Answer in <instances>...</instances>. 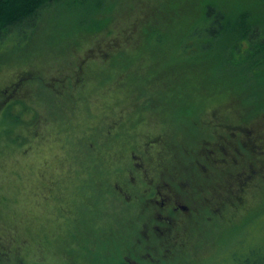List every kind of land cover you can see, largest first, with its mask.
Here are the masks:
<instances>
[{
    "label": "flooded vegetation",
    "instance_id": "1",
    "mask_svg": "<svg viewBox=\"0 0 264 264\" xmlns=\"http://www.w3.org/2000/svg\"><path fill=\"white\" fill-rule=\"evenodd\" d=\"M27 17L0 37V130L21 138L26 171L42 189L89 173L103 198L128 213L114 232L134 256L128 264H192L239 218L264 209V104L254 93L223 95L217 79L190 81L194 68L162 51L123 58L112 88H96L94 63L104 72L113 65L99 53L59 56L47 73L52 50L40 52L31 35L41 19L31 28ZM93 89L105 104L90 103ZM14 223L0 226L8 229L1 264L30 249L28 229ZM20 234L28 243L21 252Z\"/></svg>",
    "mask_w": 264,
    "mask_h": 264
},
{
    "label": "trees",
    "instance_id": "2",
    "mask_svg": "<svg viewBox=\"0 0 264 264\" xmlns=\"http://www.w3.org/2000/svg\"><path fill=\"white\" fill-rule=\"evenodd\" d=\"M65 1L0 0V37L14 30L26 16L33 28L38 17H46L49 11ZM69 1L71 9L78 13L91 9L87 17L76 16L67 23L73 31V43L77 46L83 40H99L103 36L111 40L112 53L100 56L112 60L114 77L120 75L123 58L151 57L162 51L165 56L185 60L194 68L190 72V81L197 78L214 82L217 79L223 95L230 91L233 96L249 98L247 94L254 93L256 103L264 104V0ZM116 38L120 39L119 43L112 41ZM119 44L122 46L117 49ZM105 74L100 71L96 76ZM250 82L255 88L248 92L246 88ZM8 135L4 139L8 143L6 146L19 148L21 138L16 136L14 139L11 132ZM39 187L40 193L42 187ZM71 187L73 183L67 180L55 188L56 195L52 199L36 195L34 200L40 205L37 207L39 217L28 211L31 214L29 221L35 224V229L28 230L29 242L33 245L29 251L35 252L34 246L39 244L42 250L36 251L37 258L30 254L16 257L14 264H128L126 258H134L121 249L123 240L114 232L101 233L95 227L93 219L103 216L101 209L110 204L93 182L81 188L79 194L82 193L83 198L77 193L72 194ZM3 201L0 194V203ZM12 213L13 209L6 211L0 207V226ZM42 214H47L44 223L41 222ZM14 224L17 229V222ZM217 251L216 243L200 258L208 255L203 261L210 264L217 258L209 256H214ZM246 252L243 256L233 252L232 248L225 255H229L228 259L234 264H264V244Z\"/></svg>",
    "mask_w": 264,
    "mask_h": 264
},
{
    "label": "rangeland",
    "instance_id": "3",
    "mask_svg": "<svg viewBox=\"0 0 264 264\" xmlns=\"http://www.w3.org/2000/svg\"><path fill=\"white\" fill-rule=\"evenodd\" d=\"M91 8L93 6L90 5ZM89 9H86V11H83L82 13H78L77 11H73L71 9V1L66 0L59 6H56L51 11H49L48 15L46 17L41 18V25L39 27H34L32 29L31 35L32 40L37 41V45L40 47V52L45 51L46 48L49 47V50H52L51 53L48 55L53 60H51L50 65H46L47 67V73H54V68L57 67V65L60 63V61H56L57 58L60 59L59 56L63 58V61L67 59L72 58H78V59H85L86 57H94V54L102 55V54H108L112 53L111 49V40L105 39V36H103L99 40H83L79 45H75L74 40H72V29H69L67 23L72 18H76V16L79 18L87 17L89 13ZM91 10V9H90ZM78 18V19H79ZM120 37V36H118ZM125 37V35H124ZM109 40V41H108ZM118 38H116L114 43H119ZM97 44L96 46L93 44ZM102 43V44H98ZM102 45V46H100ZM122 46V44H119L117 46V49H119ZM102 51V52H101ZM124 52V50H121ZM101 52V53H100ZM49 59V58H48ZM56 61V62H54ZM62 67V66H61ZM94 72H100L101 64L98 62L94 63ZM110 67V66H109ZM52 68V69H48ZM113 66L109 69L108 72L105 75L96 76L98 78V81L96 83L97 89H105L112 88L115 86V84L119 81V76L114 78L115 69ZM50 71V72H49ZM114 78V79H113ZM117 80V81H116ZM109 85V86H108ZM254 84L249 83L246 90L250 92L251 90H254ZM116 94V93H113ZM88 99L90 100L91 104L100 105L106 103V98L103 97L101 92L96 89H93V91H90L88 93ZM64 115V110L62 111ZM1 126L3 123H6L5 119H0ZM51 125V123H49ZM15 126V133H17L20 129H22V124H19L17 121L14 122ZM61 129V128H60ZM66 129V128H64ZM80 132H86L85 128L81 130ZM18 132L17 134H19ZM9 136L7 133H3V131L0 130V194L5 201L3 203H0V207L4 210H12V214H8L11 219L20 225V228L23 229H35V224L33 221H29L30 219V213L36 218L39 217L37 207L40 205L37 204L34 200L36 198V195L38 198H46V199H52L54 195H56L55 188H57L60 183L53 186L52 183H47L46 186L43 187L42 191L39 193L40 189V181L38 176L35 174V172H27L29 167V161L28 157H26L23 153L24 150L21 148L12 149L11 146H6L8 143L6 140V137ZM85 136V135H84ZM82 134H78V138L75 140V142H81ZM11 138V137H10ZM16 138V136H15ZM12 139V138H11ZM72 141L69 147L75 148V143ZM6 146V147H5ZM33 146L36 147L34 144ZM77 147V146H76ZM63 157L68 159V152L64 148L63 145ZM36 163V162H35ZM34 163V164H35ZM68 162H66L67 164ZM36 167L35 165L33 168ZM87 169V168H86ZM58 176H52V180H54ZM70 183H73L72 189L74 192L72 194L77 193L78 197H82L81 188L84 185H87L91 182V177L89 176V173H86L85 175L76 174L74 173L71 177L68 178ZM5 194H2V192ZM39 193V195H38ZM71 194V195H72ZM69 195V196H71ZM33 198V199H32ZM34 200V203L32 201ZM43 199L42 201H44ZM37 204V205H36ZM45 203H43L44 205ZM35 207V209L33 208ZM42 210V209H41ZM30 213H29V212ZM48 211V208H47ZM254 210L246 218H239L227 231H224L222 236L220 238L216 239L217 243V252H214V256H209L210 258H217L216 260L212 259V262L214 264H222L224 262L234 264L230 259H228L229 255H225V253H230V249L233 248V252L240 253L243 256L247 254L246 250L253 247H260L264 244V209ZM4 212V211H3ZM42 213V212H41ZM47 213V212H46ZM101 213L103 216L97 219H93V223L95 224V227L101 232V233H110L113 234V232L117 231L118 223L120 222L121 218L123 216L128 215V213H125L116 207L109 205L108 207H104L101 209ZM43 216V214H42ZM47 214L42 217L41 222L46 221ZM10 217H8L10 219ZM41 218V217H40ZM39 220V219H38ZM8 229H5L2 232V229L0 228V237L6 235ZM235 236L234 238H232ZM19 239L21 241L20 245L23 246L20 250V252L24 249H26L28 243L27 241L24 242V238L19 235ZM1 242L5 243V241L1 240ZM30 249L33 248V245L31 242ZM10 246V245H9ZM8 246V249L10 248ZM122 247V246H121ZM0 250V257H4L1 255L4 252H6L7 248L1 247ZM13 248V247H12ZM10 248V249H12ZM35 252L29 251L32 258H37L38 255L36 253L40 252L42 250L41 245L34 246ZM124 250V247L121 248ZM29 250V249H28ZM225 251V252H224ZM207 254V253H206ZM208 256V255H207ZM207 256L203 257L206 258ZM20 257H22L20 255ZM40 257V256H39ZM200 258V260H197L196 263L192 264H206L204 259ZM227 260V261H226ZM212 262L210 264H212ZM209 264V263H208Z\"/></svg>",
    "mask_w": 264,
    "mask_h": 264
}]
</instances>
